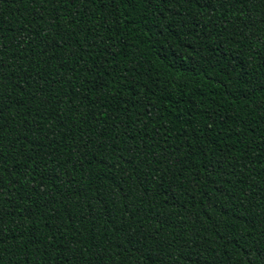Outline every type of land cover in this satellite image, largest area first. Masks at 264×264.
Listing matches in <instances>:
<instances>
[{"label": "trees", "instance_id": "obj_1", "mask_svg": "<svg viewBox=\"0 0 264 264\" xmlns=\"http://www.w3.org/2000/svg\"><path fill=\"white\" fill-rule=\"evenodd\" d=\"M0 264H264V0H0Z\"/></svg>", "mask_w": 264, "mask_h": 264}]
</instances>
